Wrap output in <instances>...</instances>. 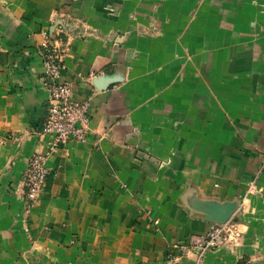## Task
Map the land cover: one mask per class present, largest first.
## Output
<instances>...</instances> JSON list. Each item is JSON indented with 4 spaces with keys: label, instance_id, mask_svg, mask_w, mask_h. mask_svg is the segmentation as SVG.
I'll return each mask as SVG.
<instances>
[{
    "label": "crops",
    "instance_id": "obj_1",
    "mask_svg": "<svg viewBox=\"0 0 264 264\" xmlns=\"http://www.w3.org/2000/svg\"><path fill=\"white\" fill-rule=\"evenodd\" d=\"M61 27L90 125L26 210ZM263 153L264 0H0V264H264ZM227 218L237 242L181 248Z\"/></svg>",
    "mask_w": 264,
    "mask_h": 264
},
{
    "label": "built area",
    "instance_id": "obj_2",
    "mask_svg": "<svg viewBox=\"0 0 264 264\" xmlns=\"http://www.w3.org/2000/svg\"><path fill=\"white\" fill-rule=\"evenodd\" d=\"M60 28V27H58ZM61 32L51 34L49 40L43 45L41 58L44 64V80L47 89L45 102V118L41 129L43 135L49 137L47 152L34 153L27 162L22 180L25 186L24 200L26 210L36 204L40 193L43 191L49 170L47 158L53 152L64 148L70 142L85 143L90 125L91 98L78 102L73 98V86L71 82L61 81L65 70V47L59 39ZM264 171V153L257 176ZM256 186L252 182L250 191ZM239 239L238 226L233 218L224 223H211L207 232L197 236L190 248L181 246L188 252L195 248L199 257L206 252L233 244Z\"/></svg>",
    "mask_w": 264,
    "mask_h": 264
},
{
    "label": "water",
    "instance_id": "obj_3",
    "mask_svg": "<svg viewBox=\"0 0 264 264\" xmlns=\"http://www.w3.org/2000/svg\"><path fill=\"white\" fill-rule=\"evenodd\" d=\"M229 218H227V219H222V220H217V221H214V222H212V223H224V222H226L227 220H228Z\"/></svg>",
    "mask_w": 264,
    "mask_h": 264
}]
</instances>
